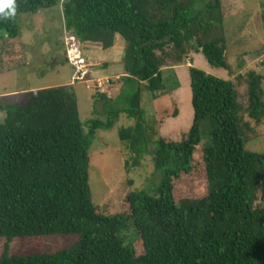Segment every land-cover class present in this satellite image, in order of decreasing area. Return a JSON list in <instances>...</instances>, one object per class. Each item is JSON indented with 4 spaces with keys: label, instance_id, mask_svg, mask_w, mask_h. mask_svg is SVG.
Returning a JSON list of instances; mask_svg holds the SVG:
<instances>
[{
    "label": "trees",
    "instance_id": "16d2710c",
    "mask_svg": "<svg viewBox=\"0 0 264 264\" xmlns=\"http://www.w3.org/2000/svg\"><path fill=\"white\" fill-rule=\"evenodd\" d=\"M58 3L15 0L14 16L0 13V73L26 65L19 14ZM62 14L65 29L81 42L107 49L119 35L120 81L142 83L153 96L165 91L163 69L190 51H201L213 67L230 68L221 0H64ZM188 69L191 125L178 141L158 138L152 152L140 85L120 108L97 92L107 103L105 119L84 123L71 84L0 100V238L77 236L52 253L4 251L0 264H264V155L245 147L250 126L235 82ZM263 79L257 70L246 72L243 110L256 122L264 117ZM120 114L133 119L118 130L132 165L150 154L160 179L148 189H130L127 210L108 216L92 202L89 147L96 130L111 128ZM130 221L139 250L122 235Z\"/></svg>",
    "mask_w": 264,
    "mask_h": 264
},
{
    "label": "rangeland",
    "instance_id": "374dc122",
    "mask_svg": "<svg viewBox=\"0 0 264 264\" xmlns=\"http://www.w3.org/2000/svg\"><path fill=\"white\" fill-rule=\"evenodd\" d=\"M63 1L59 0L57 5L34 13L19 14L18 26L26 65L0 73L1 101L13 102L20 99L24 92L33 89L71 84L77 95L79 116L84 123L92 116L105 119L107 103L96 96L97 92L109 98L114 107L120 108L125 105L124 97L140 85V105L145 112L148 151L152 152L158 138L178 141L191 125L193 109L188 67L192 65L208 74L235 82L237 99L242 107L240 114L250 126L249 131L247 127L244 128L245 147L264 155V117L256 122L243 110L247 105L246 72L257 70L264 75V0H221L222 29L227 38L226 60L229 69L213 67L201 51H190L188 58L178 63L176 69H163L166 88L155 96L142 83L124 85L120 81L124 41L119 35L115 36L111 48L102 49L99 44L79 41L65 29ZM70 48L85 59L83 69L88 71L83 80L73 79L76 67L67 54ZM85 50L91 53L89 58L82 53ZM96 50H100V54ZM242 60L244 64L239 66ZM101 73L110 76L98 81ZM238 74H243V77H236ZM109 80H114L115 85L109 84ZM262 88L264 101V79ZM2 117L0 111V120ZM132 124L133 119L120 114L111 128L96 130L89 147L92 202L104 215L123 213L127 210L124 196L130 189H148L160 179V172L154 169L150 154H146L138 166L132 165L130 151L118 137L121 127ZM206 140L204 137L203 141ZM122 235L127 241L133 240L137 250L140 249L131 221L126 223ZM76 241L77 236L73 234L14 237L8 242L0 238V255L4 251L9 254L52 253L70 247Z\"/></svg>",
    "mask_w": 264,
    "mask_h": 264
},
{
    "label": "built area",
    "instance_id": "2783aa9c",
    "mask_svg": "<svg viewBox=\"0 0 264 264\" xmlns=\"http://www.w3.org/2000/svg\"><path fill=\"white\" fill-rule=\"evenodd\" d=\"M67 54L69 56V59L72 61L73 65L76 67V72L73 79L83 80V78L86 76L88 71L87 69L86 70L83 69V66L85 65L84 57L81 54L77 55L75 49L73 48L68 49ZM71 55H73V57H71Z\"/></svg>",
    "mask_w": 264,
    "mask_h": 264
},
{
    "label": "clouds",
    "instance_id": "9594fccd",
    "mask_svg": "<svg viewBox=\"0 0 264 264\" xmlns=\"http://www.w3.org/2000/svg\"><path fill=\"white\" fill-rule=\"evenodd\" d=\"M9 9V11L5 12V9ZM0 13H2L3 17L8 18L12 17L16 13L15 0H0Z\"/></svg>",
    "mask_w": 264,
    "mask_h": 264
},
{
    "label": "crops",
    "instance_id": "0c3cea01",
    "mask_svg": "<svg viewBox=\"0 0 264 264\" xmlns=\"http://www.w3.org/2000/svg\"><path fill=\"white\" fill-rule=\"evenodd\" d=\"M116 39H117V38H116ZM114 46H115V45H114ZM113 48H114V47H113ZM122 48H123V47H122ZM96 51H98L97 54H100V53H99L100 50H96ZM82 53L85 55V57H88V58H89L90 55H91V53H90L88 50H85V51L82 52ZM97 54H96V55H97ZM188 55H189V54H188ZM188 55H187V58H188ZM92 56H94V54H92ZM97 57H98V55H97ZM99 58H101V57H99ZM188 64H189V63H187V65H188ZM170 67H171L172 69H176V68L178 67V64L171 65V66H169V68H170ZM110 69H111V71H112V68H111V67H110ZM97 71H98V73H99V70H97ZM121 71L123 72V68H122ZM98 73H97V74H98ZM99 76H100L99 79H97L98 81H99V80H102V78H106V77L108 78L110 75H109V74H102V73H101V74H99Z\"/></svg>",
    "mask_w": 264,
    "mask_h": 264
}]
</instances>
